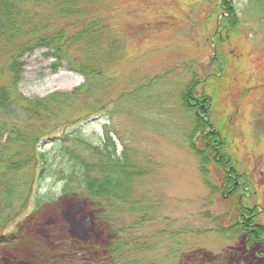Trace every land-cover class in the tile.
Returning <instances> with one entry per match:
<instances>
[{
  "label": "rangeland",
  "instance_id": "rangeland-1",
  "mask_svg": "<svg viewBox=\"0 0 264 264\" xmlns=\"http://www.w3.org/2000/svg\"><path fill=\"white\" fill-rule=\"evenodd\" d=\"M86 1V18L93 17L106 25L102 34H95L103 42V47L112 41L111 34L124 41L113 55L110 73L114 75L107 81L106 89L110 96L131 91V114L115 117L111 130L121 135L120 139L116 138L119 146L122 144L120 140L131 146L134 172L140 174L131 184V203L140 202L141 208L147 212L146 215L136 213L137 216L133 215L136 218H131L132 238L135 240L131 246L132 255L143 261L146 257L155 264H264V260L252 258L259 249L247 246L243 236L235 235L234 230H230L229 220L237 198L249 208L258 210L260 217L257 221L264 224V22L258 12L251 11V0H228L242 18L245 31L228 41L220 54L227 63L226 75L232 77V84L245 91L244 99L240 100L235 118L231 104L236 99L235 94H229L226 99L221 93L219 101L223 103L225 98L226 104L217 103L212 111V120L226 118L225 123L229 124V127L224 125L222 128V138L229 144L223 155L228 160L230 158L231 168L243 177L234 182L229 176V164L225 174L230 183L227 181L226 184L223 182L225 175L216 166L217 157H212L211 164L205 165L202 171L200 159L187 147L185 136L194 114L204 115L196 108L192 115L186 114L183 97L190 88L188 85L193 75L198 79L208 76L217 54L216 37L222 32V27L218 28L221 23L206 22L208 0ZM24 8L30 11L33 19L25 23V35H28L27 29L35 27L39 37L62 28L66 29L67 36H71L82 24L43 23L45 18L52 21L59 18L52 5L40 1L27 2ZM27 40L17 38L9 46L6 40L0 39V68L13 50ZM54 53L47 48L25 52L20 61L22 73L17 86L24 100L45 99L54 93H72L85 83V78L69 70L65 62L54 69ZM154 79L158 80L152 84ZM9 83L7 73H2L0 89L8 87ZM213 83L209 82L206 88H197L194 96L199 99L204 91L210 97ZM191 105L193 107L195 103ZM90 106L91 102L86 104L80 98L66 105L51 104L53 111L63 110L53 112L57 117L46 111L40 115H50L51 120L56 118L50 124L64 119L75 122L87 113ZM17 117L20 122L27 121L22 110H16L14 119ZM89 120L82 124L88 127L84 136L95 140L99 133L104 134L103 127L108 121L100 116ZM75 127L69 125L66 130ZM64 129L62 127L61 131ZM5 142V138L0 139V150L7 152L8 148L2 147ZM44 147L54 150L51 144ZM70 148L82 152L80 147ZM9 154L6 153L5 160ZM88 157L96 163V157ZM236 182L243 187V196L230 199L229 187ZM45 187L55 191L60 189L52 180H47ZM55 202L33 216V222L26 226L22 241L27 244L23 249L9 246L0 249V264H90L61 261L53 254L56 243H79L92 237L95 245L108 249V241L117 239V229L111 230L94 219L86 200L62 194ZM31 213L32 209L28 210L7 230L17 229ZM142 216L152 218L143 225ZM142 248L152 251L140 253ZM245 249L249 252L246 253ZM77 252L78 249L74 254Z\"/></svg>",
  "mask_w": 264,
  "mask_h": 264
},
{
  "label": "trees",
  "instance_id": "trees-1",
  "mask_svg": "<svg viewBox=\"0 0 264 264\" xmlns=\"http://www.w3.org/2000/svg\"><path fill=\"white\" fill-rule=\"evenodd\" d=\"M38 1L48 6L52 5L59 18H53V21L45 18L43 23L82 24L71 36H67L66 29L62 28L51 35L39 37L35 27L27 29L28 35H25V23H30L32 17L24 5L27 2ZM86 3V0H0V39L6 40L10 46L17 38H28L25 43L13 50L0 68V78L2 73H7L10 81L8 87L2 86L0 89V139H6L2 147L8 148L7 152L10 153L5 160L7 152L0 150V230H3L0 235V249L5 246L23 249L27 244V241H22L24 230L33 222V216H37L44 207L53 206L60 195L67 194L86 200L90 204L93 218L109 226L111 230L116 228L118 237L115 241H108V249H103L99 244L95 245L92 237L80 240L79 243L57 242L53 254L59 256L61 261L76 260L90 264H155L146 257H144L146 261H143L144 259L140 260L131 253V246L135 241L132 238L131 231L134 228H131V218H136L134 217L137 216L136 213L146 215L147 212L141 208L140 202L131 203V184L140 176L134 172L135 163L131 161V146L121 140L122 144L119 146L116 138L120 139L121 135L114 134L111 130L115 117L131 114V91L125 90L110 96L106 89L107 81L114 75L110 73L113 55L124 41L111 34L112 41L104 48L103 42L99 41L95 34H102L106 25L93 17L86 18L88 15V11H85ZM250 3L251 11L258 12L264 22V0H251ZM206 8V22L221 23L218 28L222 27V32L216 37L217 54L208 76L198 79L197 75H193L192 82L188 85L190 88L183 97L186 114L192 115L196 108L202 110L200 113L204 115L200 117L194 114L189 120L190 130L185 136L187 147L200 159L202 171L205 165L211 164L212 157H217L216 166L225 175L223 182L226 184L227 181L230 183L225 174L226 166L230 164L229 167H232V163L230 158L228 160L223 155L229 144L222 138V128L224 125L229 127V124L225 123L226 118L212 120V111L217 103H221L219 101L221 93H224L226 99L229 94H235L236 99L231 101L233 116L239 110L240 100L244 99L245 91L232 84V77L226 75L227 63L222 60L220 54L224 52L228 41L238 33L243 34L245 29L242 18L228 0H208ZM46 28L47 25L44 26V29ZM35 48L54 50L56 63L53 68L58 69L65 62L69 70L85 78V83L72 93H54L45 99L24 100L17 91L22 73L20 61L26 51H33ZM71 52H75V55ZM189 72L192 73L190 70ZM156 80L158 79L151 83H156ZM211 81L214 82L211 85V96L207 97L203 91V96L197 99L194 96L197 88L200 86L206 88ZM95 91L97 93H94ZM109 96L110 98H107ZM80 98L86 104L91 102V106L78 121L70 122L64 119L63 122H58L59 124H50L56 118L51 120L48 113L52 115L53 112H63L62 109L53 111V108H50L51 104L66 105ZM225 98L220 105L226 104ZM21 102L23 104H20ZM193 102L195 105L192 107ZM14 107L17 108L13 110L15 113L12 111ZM16 110L24 111L27 115L26 122H20L18 117L14 119ZM45 111L46 115H40V112ZM54 116L57 117L56 113ZM97 116L108 121L103 127L104 134L99 133L96 141L86 139L84 132L88 127H82V124ZM69 125L76 127L66 130ZM62 127L65 129L61 131ZM48 144H51L54 150L43 148V145ZM71 146L82 148V152L71 150ZM88 155L96 157V163L89 159ZM242 178L238 176V179ZM47 180H52L60 189L55 191L54 185L53 188L45 187ZM242 192L243 188H236L230 199L237 195L241 198ZM240 200L235 198L233 202V215L229 217L230 230L233 229L235 235L239 237L243 236L247 246L257 247L259 250L252 258L262 261L264 224L257 221L260 217L258 210L249 208ZM31 209L32 213L25 217L17 229L12 227L7 230ZM151 218L142 216L141 224L149 223ZM139 251L147 253L150 250L142 248ZM245 252L249 251L245 249Z\"/></svg>",
  "mask_w": 264,
  "mask_h": 264
},
{
  "label": "flooded vegetation",
  "instance_id": "flooded-vegetation-1",
  "mask_svg": "<svg viewBox=\"0 0 264 264\" xmlns=\"http://www.w3.org/2000/svg\"><path fill=\"white\" fill-rule=\"evenodd\" d=\"M229 168H230V172L233 173V174H231V175H229V176H230L232 179H234V180H233L234 182L237 181V179H238L237 177L239 176V175H237V173H236L237 171H235V169H232L231 167H229ZM229 181H230V179H229ZM238 184H239V183L236 182V183H234L233 186L230 187V193H231V194L235 191L236 188H241V187L238 186ZM231 190H232V191H231Z\"/></svg>",
  "mask_w": 264,
  "mask_h": 264
}]
</instances>
